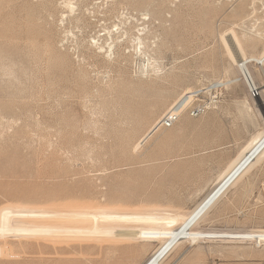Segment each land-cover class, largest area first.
Wrapping results in <instances>:
<instances>
[{
	"label": "rangeland",
	"instance_id": "rangeland-1",
	"mask_svg": "<svg viewBox=\"0 0 264 264\" xmlns=\"http://www.w3.org/2000/svg\"><path fill=\"white\" fill-rule=\"evenodd\" d=\"M142 2L0 0V264H143L162 239L109 230L179 226L264 132V65L253 101L222 42L264 52V0ZM194 229L264 232V162ZM164 264H264V241L191 238Z\"/></svg>",
	"mask_w": 264,
	"mask_h": 264
},
{
	"label": "bare ground",
	"instance_id": "bare-ground-1",
	"mask_svg": "<svg viewBox=\"0 0 264 264\" xmlns=\"http://www.w3.org/2000/svg\"><path fill=\"white\" fill-rule=\"evenodd\" d=\"M138 1L152 2V0H138ZM67 5H69V3H67ZM157 16L159 17V15ZM161 17L162 16H160V18ZM229 35H230L229 38L225 36H223L222 38L223 40L222 42L226 48V51H228L230 58L234 60L235 63H237L238 67L241 69V71L245 75L246 82H249L250 84L254 83L256 85L254 77L248 68V63L251 61H255L259 65H264V52H262L257 57L252 56V57H241L240 58L238 57L239 55L238 52L240 53L242 51H240L241 42H239V37H237L238 35L235 34L234 30L231 31ZM140 44L142 45L141 42L139 43V45ZM186 96L189 97L191 96V94L185 92V94L181 96L178 102H176V105L182 103L183 99H185ZM246 107H247V111L249 110L250 112V110H252L249 104L248 105L246 104ZM156 127H157V122L152 126V128L149 131H147L148 133L144 135V137H142L141 142L145 140L153 131H155L157 129ZM262 162H264V132L262 134H259L253 137L251 141H249V144H247V147L245 148V150H243L242 154L238 157V159H236L231 164L230 168L222 175L220 181L216 184V186L205 196V198L196 206V208L188 216L184 218V220L181 222L179 226L175 228H171V227L153 228L152 226L151 227L145 226L144 228H141V229H125V230L124 229H119V230L112 229V230H109V232L115 233L116 235L125 236V237L135 236V237H146L149 239H162V244L159 247H157L156 250H154L151 256L143 264H164L166 259L170 256V254L175 249H177V247L182 242L189 240L191 238L206 239V238L215 237V238H229V239H242V240L250 239V240H255L256 244L260 241L262 242L264 241L263 231H258V232H240V231L238 232V231H230V230L228 231H212V230L196 231L194 229V227L199 223V221L204 216H206V214H208V212L212 208H214L217 205V203L226 194L227 190L231 186L236 184L240 180V178L243 175H245L247 172H249L253 167H255L257 164L262 163ZM116 253H118V251ZM110 254H112L111 256L114 257L113 256L114 252ZM109 258L110 257H108L107 259ZM110 260L111 259H109V261Z\"/></svg>",
	"mask_w": 264,
	"mask_h": 264
},
{
	"label": "built area",
	"instance_id": "built-area-1",
	"mask_svg": "<svg viewBox=\"0 0 264 264\" xmlns=\"http://www.w3.org/2000/svg\"><path fill=\"white\" fill-rule=\"evenodd\" d=\"M248 86V95L253 100L256 101L262 96V90L259 85H255L254 83L250 84L247 82ZM183 106L174 105L171 106L165 114L158 120L157 129L162 128H170L174 126L181 118V114L183 112ZM206 110L205 105H198L189 110V114L192 117L201 116Z\"/></svg>",
	"mask_w": 264,
	"mask_h": 264
}]
</instances>
